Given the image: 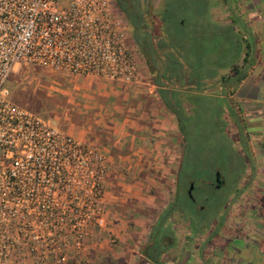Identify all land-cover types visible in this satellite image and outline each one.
<instances>
[{
  "label": "rangeland",
  "instance_id": "rangeland-1",
  "mask_svg": "<svg viewBox=\"0 0 264 264\" xmlns=\"http://www.w3.org/2000/svg\"><path fill=\"white\" fill-rule=\"evenodd\" d=\"M218 1L221 0H152L154 17L168 8L177 19L185 18L193 26L197 23V32L187 29L191 34L187 47L190 57L198 58L197 70L193 66L191 71L199 75L200 43L203 40L201 27L208 20L219 28V35L202 41L203 46L209 47L208 53L213 52L215 60L220 62L219 69L216 65L211 73V69L205 68L204 78L199 81L200 87L191 80L186 84L182 81L181 86L174 85L183 92L188 90L186 93L192 94L193 90H197L198 95L190 97L198 102L197 107L184 102L187 117L183 126L191 139L187 149L177 121L172 117L176 125V156L172 169L168 171L169 181L165 188L160 189L156 180L161 177L158 173L162 170L160 167L164 159L154 158L155 135H151L145 144V149L152 153H147L142 160L135 157L122 159L117 146L104 150L103 146L92 144L105 151L109 158V171L103 189L105 224L99 229L125 230L127 225L134 229V225L151 231L159 213L174 199L176 175L185 154L189 163L186 172L190 173L186 192L192 184L201 181L188 197L194 202L193 208L201 210L210 228L219 229L217 235L212 234L213 229H210L195 236L188 222L172 218L174 233L162 239L170 260H175L176 264H264V137L262 126L258 125L260 121L245 120V116H239L242 102L238 96L232 97L236 81L223 80V76L231 74L233 66H241L238 62L242 49L238 47L234 61L227 63L230 57L225 52V46L231 41L227 44L222 30L226 29L223 22L229 16L223 3L212 9L208 6L210 2ZM161 25L157 17L155 27L160 30ZM232 36L231 33L230 39ZM131 42L135 47L136 62L146 81L143 85L156 86L149 66L132 39ZM228 49L231 53L236 52L235 47ZM121 86L128 85L94 77L70 76L36 65H19L8 80L16 104L51 120L55 126L83 142L86 138L113 142L118 138L115 128L107 125L104 129L102 124L110 123L112 118L106 115L110 113L107 103L117 99L120 102L121 98L110 96L109 90ZM88 128H91L90 135ZM217 175L222 181L219 189L216 188ZM109 198L116 202H112L114 206L109 204ZM112 209H117V220L112 216ZM143 214L149 219L144 223L138 220Z\"/></svg>",
  "mask_w": 264,
  "mask_h": 264
},
{
  "label": "built area",
  "instance_id": "built-area-1",
  "mask_svg": "<svg viewBox=\"0 0 264 264\" xmlns=\"http://www.w3.org/2000/svg\"><path fill=\"white\" fill-rule=\"evenodd\" d=\"M114 0H0V264H67L105 224V151L16 104L19 65L140 86ZM115 242V239L112 240Z\"/></svg>",
  "mask_w": 264,
  "mask_h": 264
},
{
  "label": "crops",
  "instance_id": "crops-1",
  "mask_svg": "<svg viewBox=\"0 0 264 264\" xmlns=\"http://www.w3.org/2000/svg\"><path fill=\"white\" fill-rule=\"evenodd\" d=\"M220 3L224 4V10L229 16L223 24L232 28L242 47L238 63L242 65L245 44L248 43L252 47V64L247 68L242 81L236 84L232 97L238 96L242 102L238 109L240 117L260 121L258 125L262 126L261 132L264 137V0H228L227 4L221 0L216 7ZM120 88L116 90L110 88V96L118 95L121 98L120 102L117 99L115 102L110 100L107 103L110 113H105L112 118L110 123L102 124L104 129L107 125L115 128L118 138H115L114 142L102 138L99 140L86 138L85 143L99 144L104 150L110 146H117L122 159L135 157L142 160L147 157V153H152L145 149V144L151 135H155L154 158L164 159L160 167L162 170L158 173L161 177L156 180L160 189L165 188L169 181L168 171L172 169L171 164L176 156V125L172 121L173 115L164 108L156 86L146 84ZM116 109L118 112L115 113ZM88 130L90 132L91 128ZM108 200L110 205L114 201L110 198ZM112 210V216L117 220L119 215L117 209ZM145 216L143 214L138 219L139 222L149 220ZM133 222L137 223L136 220ZM132 227L134 229L127 225L123 227L125 230L114 231L95 228L88 252L82 256L71 257L67 264H160L149 256L152 251H160L152 240L151 231L145 230V227L143 229L134 225ZM113 239L116 242H113ZM162 260L164 264L175 263V260H170L167 253L162 255Z\"/></svg>",
  "mask_w": 264,
  "mask_h": 264
},
{
  "label": "trees",
  "instance_id": "trees-1",
  "mask_svg": "<svg viewBox=\"0 0 264 264\" xmlns=\"http://www.w3.org/2000/svg\"><path fill=\"white\" fill-rule=\"evenodd\" d=\"M114 1L116 10L121 13L128 23L133 42L136 44L138 50L149 66L153 83L158 88L157 91L164 108L168 110L177 121L179 131L185 142V149H187L191 144V139L183 126V120L187 117L184 112V109H186L184 102L188 101L197 107L196 102L198 101L190 96H197L198 94L196 93L197 90H193L194 92L192 94L186 93L188 90L183 92L182 90L176 89L174 85L177 84L178 86H181L182 84L180 85V83H182V81L186 84L188 80H191V83H195L196 81V84L200 87L201 84H199V81L204 78L203 70H205V68H209L212 73L216 69V65L220 62L215 60L213 52L208 53L209 47L206 45V47L203 46L202 41L208 40V38L213 39L216 35H219V28L217 29L216 25L212 21L208 22V20H205L207 24L205 26L202 25L201 27V37L203 40L200 43L199 75L198 72L191 71L193 66L195 70H197L198 58L190 57L188 52L189 48L187 47L188 38L191 36L190 32H187V29L192 28L194 32H197V23L193 26V24L185 18L177 19L176 15H173L168 8L163 10L160 14L158 12V14L155 15L156 17H154L151 7L152 0ZM223 1L226 2V4L228 2V0ZM206 4H208V2ZM217 4L218 2H210L208 6L212 9ZM157 17L160 23H162L160 30L155 27ZM225 28V30H222V33L223 35L225 34V38L228 41L227 44L231 41L228 46H225L227 48L225 49V52L227 51V55L230 57V60L227 62L229 63L233 62L237 56L236 50L238 47L240 49H242V47L239 44V40L235 36L232 28L230 26H226ZM231 33L233 36L230 39ZM234 43L235 45L233 46ZM229 47H235L236 52H229ZM251 51L252 47L246 43L244 46V58L242 65L233 66L230 73H233L234 76H231V74L225 77L223 76L224 82H229L233 79L236 83L242 81L247 68L252 64L253 59ZM217 68L219 69V65ZM188 165V160L184 154L176 175L177 179L175 184L176 189L174 199L159 213L151 230L152 240H154L157 244L160 251H152L149 256L160 264H164L162 255L165 253V250L163 249L167 250L166 247L164 248L165 244L162 245V239L164 236L174 233L171 222L172 218L188 222L190 229L193 230L195 236L203 233L204 231H209L210 229H213L212 234H218L219 228H210V223H207L203 219L201 210L196 207L193 208L194 202L188 197V192L185 190L187 180L190 178V173L186 172L189 168ZM191 165L193 167L196 166L192 163ZM200 182L198 180V183L196 185L194 184L195 191L197 186L200 185Z\"/></svg>",
  "mask_w": 264,
  "mask_h": 264
},
{
  "label": "flooded vegetation",
  "instance_id": "flooded-vegetation-1",
  "mask_svg": "<svg viewBox=\"0 0 264 264\" xmlns=\"http://www.w3.org/2000/svg\"><path fill=\"white\" fill-rule=\"evenodd\" d=\"M221 180H220V182H217V179H216V188H221ZM194 190V185L192 184L191 186H190V190H188V194L190 195L191 193H192V191Z\"/></svg>",
  "mask_w": 264,
  "mask_h": 264
},
{
  "label": "water",
  "instance_id": "water-1",
  "mask_svg": "<svg viewBox=\"0 0 264 264\" xmlns=\"http://www.w3.org/2000/svg\"><path fill=\"white\" fill-rule=\"evenodd\" d=\"M217 182H220V176L217 175Z\"/></svg>",
  "mask_w": 264,
  "mask_h": 264
}]
</instances>
